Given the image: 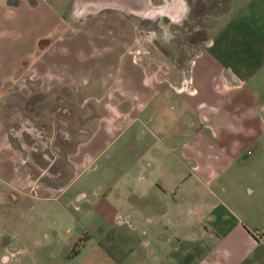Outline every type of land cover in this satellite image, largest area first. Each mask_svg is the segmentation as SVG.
Here are the masks:
<instances>
[{"label": "crops", "instance_id": "crops-1", "mask_svg": "<svg viewBox=\"0 0 264 264\" xmlns=\"http://www.w3.org/2000/svg\"><path fill=\"white\" fill-rule=\"evenodd\" d=\"M71 1L0 0V89L27 62L42 84L109 83L128 112L143 110V174H132L143 203L126 209L139 212L143 238L132 249V223L113 209L77 243L86 228L66 206V226L18 222L12 264H264V0H231L184 79L145 74L111 29L51 38ZM91 1L98 12L173 23L189 10L186 0ZM127 86L136 90L126 100ZM4 137L0 127V178L9 182L16 170ZM70 224L80 227L73 236ZM55 241L62 250L48 252ZM5 247L0 264L10 261Z\"/></svg>", "mask_w": 264, "mask_h": 264}, {"label": "rangeland", "instance_id": "rangeland-1", "mask_svg": "<svg viewBox=\"0 0 264 264\" xmlns=\"http://www.w3.org/2000/svg\"><path fill=\"white\" fill-rule=\"evenodd\" d=\"M186 2L189 10L183 20L173 23L162 17L121 15L114 9L98 12L91 0H72L50 36L111 29L125 41L128 54L136 56L138 64L142 59V65L135 66L143 67L145 74L184 79L191 61L231 6V0ZM26 64L17 67L0 89L4 150L13 156L16 170L14 181L0 178V242L6 245L3 253L10 257L8 264L13 263V247H19L18 222L60 226L66 222V226L72 221L69 211L65 216L66 206L86 228L77 243L88 240L102 213L108 218L117 209L138 235L132 234L130 242L135 249L143 238V224L134 221L139 212L126 209L143 203V180L132 177L143 174V110L136 115L128 112L121 91L112 84L67 85L59 79L42 84ZM122 89L126 100L136 90ZM104 122L111 132L98 126ZM79 225L70 224L67 234L73 236ZM54 243L59 244L51 245L48 252L56 247L62 250L59 241Z\"/></svg>", "mask_w": 264, "mask_h": 264}, {"label": "built area", "instance_id": "built-area-1", "mask_svg": "<svg viewBox=\"0 0 264 264\" xmlns=\"http://www.w3.org/2000/svg\"><path fill=\"white\" fill-rule=\"evenodd\" d=\"M133 60L136 62L137 61V58H136V56H133Z\"/></svg>", "mask_w": 264, "mask_h": 264}, {"label": "trees", "instance_id": "trees-1", "mask_svg": "<svg viewBox=\"0 0 264 264\" xmlns=\"http://www.w3.org/2000/svg\"><path fill=\"white\" fill-rule=\"evenodd\" d=\"M51 41V39H49L48 41H47V43H49ZM40 49V48H39Z\"/></svg>", "mask_w": 264, "mask_h": 264}]
</instances>
